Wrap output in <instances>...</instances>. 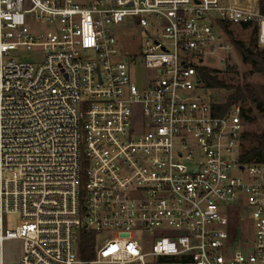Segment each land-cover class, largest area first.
Masks as SVG:
<instances>
[{
	"label": "built area",
	"instance_id": "2783aa9c",
	"mask_svg": "<svg viewBox=\"0 0 264 264\" xmlns=\"http://www.w3.org/2000/svg\"><path fill=\"white\" fill-rule=\"evenodd\" d=\"M226 1L0 0V264H264V160L198 73L223 22L264 48Z\"/></svg>",
	"mask_w": 264,
	"mask_h": 264
},
{
	"label": "rangeland",
	"instance_id": "374dc122",
	"mask_svg": "<svg viewBox=\"0 0 264 264\" xmlns=\"http://www.w3.org/2000/svg\"><path fill=\"white\" fill-rule=\"evenodd\" d=\"M227 3L240 6L243 8L251 10H260L259 0H227ZM136 26V25H135ZM135 28H139L136 26ZM139 30V29H138ZM230 31V33H228ZM228 31L224 33V37L234 45V51L227 57V62L221 61V56L225 55V52L220 53V57L211 56L204 59L205 65L210 68L218 69L217 75L222 79L226 84L231 85H244L251 84L259 90L264 89V74L258 71H255L250 62L244 61L243 58L238 53L236 46V41H241L245 46L250 47L251 49L264 50L260 47L255 39L254 33L251 28H242L238 25H229ZM142 38H146L145 35L139 30ZM125 47L129 50L133 48L134 40L129 38H123L121 40ZM20 58H30L26 52H21L17 54ZM232 66V69L229 68ZM137 70L141 73L151 74V70H145L141 64L137 65ZM228 94V90L224 88H207L203 92L204 98L209 102L211 101H220L224 102ZM261 101H252L246 100L241 101L238 105L241 106V109L244 110L246 117L243 118L245 124V131L255 135H262L264 133V94L261 93ZM259 144L258 140L252 138L245 139V146L247 149L256 147ZM18 221L17 216H10L8 219V226L12 227L14 223ZM18 243L16 241L10 242L6 245L7 252L9 255L17 253L19 251Z\"/></svg>",
	"mask_w": 264,
	"mask_h": 264
},
{
	"label": "trees",
	"instance_id": "16d2710c",
	"mask_svg": "<svg viewBox=\"0 0 264 264\" xmlns=\"http://www.w3.org/2000/svg\"><path fill=\"white\" fill-rule=\"evenodd\" d=\"M260 11L264 13V0H259ZM224 29L228 31V24L222 23ZM243 28H250V24H244ZM230 33V31H228ZM255 33V29L253 31ZM255 36V35H254ZM236 46L238 53L243 58L244 61L250 62L255 71L264 74V50L251 49L245 46L241 41H236ZM232 69V66H229ZM218 69H213L208 66L202 65L198 67V73L201 81L204 83L206 88H224L228 90V94L224 102L211 101L213 112L216 115H225L228 113L232 107L241 101L252 100L261 101V93L264 94V89L259 90L251 84L244 85H231L226 84L217 75ZM262 102V101H261ZM241 115L243 118L246 114L243 109H241ZM252 138L258 140L259 144L256 147L247 149L245 146V157L247 160H264V133L262 135H255L245 132V139ZM95 245V235L87 234L83 236V246L85 257H91V252H93V247Z\"/></svg>",
	"mask_w": 264,
	"mask_h": 264
}]
</instances>
